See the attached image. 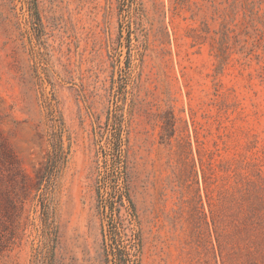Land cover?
<instances>
[{"label":"rangeland","instance_id":"374dc122","mask_svg":"<svg viewBox=\"0 0 264 264\" xmlns=\"http://www.w3.org/2000/svg\"><path fill=\"white\" fill-rule=\"evenodd\" d=\"M3 110L45 246L36 199L0 264H222V165L264 172V0H0Z\"/></svg>","mask_w":264,"mask_h":264},{"label":"trees","instance_id":"16d2710c","mask_svg":"<svg viewBox=\"0 0 264 264\" xmlns=\"http://www.w3.org/2000/svg\"><path fill=\"white\" fill-rule=\"evenodd\" d=\"M8 118L0 111V226L8 219L16 231L27 203L37 199L45 246V166L35 177L25 172L3 129ZM222 170L225 184L219 210L213 212L222 264H264V172L251 163H227ZM55 172L56 167L48 165L49 184Z\"/></svg>","mask_w":264,"mask_h":264}]
</instances>
